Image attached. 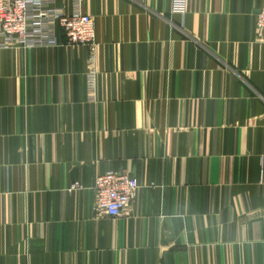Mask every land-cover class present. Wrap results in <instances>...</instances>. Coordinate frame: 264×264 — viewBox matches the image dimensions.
Here are the masks:
<instances>
[{
	"label": "crops",
	"instance_id": "1",
	"mask_svg": "<svg viewBox=\"0 0 264 264\" xmlns=\"http://www.w3.org/2000/svg\"><path fill=\"white\" fill-rule=\"evenodd\" d=\"M263 1L84 0L94 59L0 50V264H264ZM107 171L141 186L118 218Z\"/></svg>",
	"mask_w": 264,
	"mask_h": 264
},
{
	"label": "built area",
	"instance_id": "2",
	"mask_svg": "<svg viewBox=\"0 0 264 264\" xmlns=\"http://www.w3.org/2000/svg\"><path fill=\"white\" fill-rule=\"evenodd\" d=\"M56 0H0V50L16 48H54L58 44L57 29L63 30L71 47L85 46L94 59L98 50L95 22L84 10V0H72L70 11L56 6ZM189 0H171V13L185 15ZM256 27L264 42V1L256 17ZM89 86L86 102L99 101V73L86 75ZM264 171V170H263ZM140 184L137 179L107 171L97 175L93 191L95 213L111 218L123 215L136 200ZM73 188H79L76 183Z\"/></svg>",
	"mask_w": 264,
	"mask_h": 264
}]
</instances>
